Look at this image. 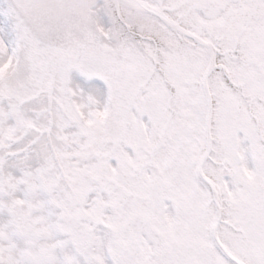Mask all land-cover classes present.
Masks as SVG:
<instances>
[{
  "label": "snow or ice",
  "instance_id": "obj_1",
  "mask_svg": "<svg viewBox=\"0 0 264 264\" xmlns=\"http://www.w3.org/2000/svg\"><path fill=\"white\" fill-rule=\"evenodd\" d=\"M0 264H264V0H0Z\"/></svg>",
  "mask_w": 264,
  "mask_h": 264
}]
</instances>
